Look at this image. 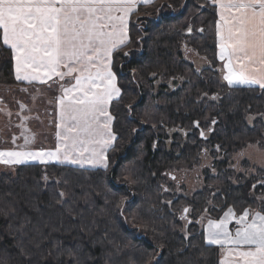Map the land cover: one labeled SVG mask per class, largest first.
Returning a JSON list of instances; mask_svg holds the SVG:
<instances>
[{
    "label": "trees",
    "instance_id": "16d2710c",
    "mask_svg": "<svg viewBox=\"0 0 264 264\" xmlns=\"http://www.w3.org/2000/svg\"><path fill=\"white\" fill-rule=\"evenodd\" d=\"M217 21L212 0L138 6L112 57L108 168L0 164V264H219L201 219L264 214V170L233 166L248 145L264 149V89L222 80ZM17 85L0 39V91ZM199 166L202 186L183 194L177 174Z\"/></svg>",
    "mask_w": 264,
    "mask_h": 264
},
{
    "label": "snow or ice",
    "instance_id": "6c2138e0",
    "mask_svg": "<svg viewBox=\"0 0 264 264\" xmlns=\"http://www.w3.org/2000/svg\"><path fill=\"white\" fill-rule=\"evenodd\" d=\"M153 3L155 0H0V39L13 54L15 79L28 84L53 78L74 80L68 87L58 86L55 150L0 151V164L66 160L108 168L107 151L117 139L109 106L121 95L112 70L113 53L131 42L129 20L138 5ZM212 3L219 9L216 36L219 59L226 61L224 79L230 85L264 89V0ZM29 143L25 136L24 145ZM256 143L260 145V141ZM260 167L264 170V164ZM260 183L264 186V181ZM249 217L247 209L237 217L229 208L219 221H209L207 240L225 250L223 264H264V214L255 212ZM233 219L238 225L234 233L228 228Z\"/></svg>",
    "mask_w": 264,
    "mask_h": 264
},
{
    "label": "rangeland",
    "instance_id": "374dc122",
    "mask_svg": "<svg viewBox=\"0 0 264 264\" xmlns=\"http://www.w3.org/2000/svg\"><path fill=\"white\" fill-rule=\"evenodd\" d=\"M193 58L198 59L195 54H191ZM221 73V71H220ZM224 73V70H223ZM222 80L229 84L225 79V73L220 74ZM74 80H64L62 83L55 84V87H52L51 90H44L43 85H25L20 84L18 86L10 87L8 91L7 101L8 105H3L1 109L4 111L0 112V135L2 136V140H5L4 146L13 149V145L17 146L20 142L14 144L12 141V136H14L17 131L21 133V129L23 133L27 136V132H29L32 136L31 131L35 136L36 143L33 145H37V147H43L44 150H55L58 145V140L56 137V133L58 131L57 124L59 123V108L56 102V97L60 95L59 85L63 84H71ZM54 84V82L52 83ZM23 85V86H22ZM230 85V84H229ZM22 89H27V91H22ZM9 98V99H8ZM21 105H24V108H21ZM11 115H8V113ZM4 113L6 116V126L13 125V127L7 128L4 125ZM24 117H28L27 120ZM37 117V119H35ZM23 124V127L21 125ZM28 124V125H27ZM30 126V129H29ZM21 128V129H20ZM18 138V137H17ZM33 140V136L31 138ZM1 140V142H2ZM30 140V139H29ZM24 144V143H23ZM23 144H21L23 146ZM19 145V147L21 146ZM31 145V144H30ZM28 144L27 147L30 146ZM3 146V147H4ZM108 152V151H107ZM243 153V155H241ZM241 153H237L234 155V164L233 166L237 170H245V167H248L246 172H254L257 168H261L260 165L264 164V149H260L256 145H251ZM248 157L251 158L249 161ZM207 155H204V161L209 162L211 160ZM248 161L249 165L245 166L243 161ZM30 161V160H27ZM56 162L64 163L70 162L66 160H53ZM74 164V163H72ZM210 163H207L208 166ZM76 166L81 167H90V168H103L102 166H91L87 164H74ZM206 166H199L194 168L193 170H185L177 174V186L183 194L189 195L193 190L198 189L202 186L204 181V169ZM253 167V168H252ZM257 167V168H255ZM213 172H216V169H213ZM238 217V215H237ZM223 218V217H222ZM221 218V219H222ZM216 217L212 215H207L201 219V223L206 232V237H208V224L209 221H219ZM237 222L233 219L228 228L230 231L234 233L235 228L237 227ZM224 250V249H223Z\"/></svg>",
    "mask_w": 264,
    "mask_h": 264
},
{
    "label": "crops",
    "instance_id": "0c3cea01",
    "mask_svg": "<svg viewBox=\"0 0 264 264\" xmlns=\"http://www.w3.org/2000/svg\"><path fill=\"white\" fill-rule=\"evenodd\" d=\"M156 1V0H155ZM139 6V5H138ZM216 8H217V12H219V9H218V7L216 6ZM131 18V17H130ZM218 19H219V15H218ZM129 23H130V20H129ZM217 41H218V38H217ZM219 47V46H218ZM14 59V58H13ZM221 62H222V64H223V66H222V72H223V70H224V73H225V75L227 74L226 73V69L224 68V65H225V63H226V61H222V60H220ZM14 66H15V61H14ZM223 73V74H224ZM66 80H73L71 77H66L65 78ZM54 82V84H52ZM19 83L20 84H25V85H43L45 88H43V91L44 90H51L52 89V87H55L54 85L55 84H59V83H62L58 78H53L52 80H48V81H46L45 83H40V82H35V83H33V84H28L27 82H22V81H19ZM72 83H74V81L72 82ZM71 83V84H72ZM71 84H66L65 85V87H68V86H70ZM18 86V85H17ZM21 86V85H20ZM23 86V85H22ZM10 89H9V94H10ZM8 92V91H7ZM0 98H2L3 99V103H0V109H1V107L3 106V105H8V101H7V97H5L2 93H1V91H0ZM9 99V98H8ZM59 110V109H58ZM0 112H2V111H0ZM3 120H4V125H5V127H6V129L7 128H10V127H13V125H10V126H6V116H5V113H4V116H3ZM35 119H37V117H35ZM28 125V124H27ZM21 129V128H20ZM29 129H30V126H29ZM30 132L32 133V136H33V140L31 139L32 138V136H29V139H30V143H29V147H27V146H25L23 143H24V137L26 136L24 133H23V131H22V129H21V133H19V131H17V133L14 135V136H12V141H13V138L15 137V141H14V144H16V143H18V142H20L19 143V145H21V144H23V146L21 145L20 147H19V145H17V146H15V145H13L12 147H13V149H9V148H7V147H5L4 146V144H5V140H2L3 138H2V136L0 135V151H12V150H26V151H37V150H40V149H43V147H37V145H33V144H35L36 143V140H35V136H34V134H33V132L31 131V129H30ZM28 135H31L29 132H27V137H28ZM18 137V138H17ZM1 140H2V142H1ZM4 146V147H3ZM30 161H37V160H30ZM25 162H29V161H25ZM40 162V161H39ZM252 214H254V213H251L250 214V217H249V219H251L252 218ZM224 252H225V250H224ZM224 252H223V255H222V257H221V259H220V262H219V264H223V261H224V258H225V256H224Z\"/></svg>",
    "mask_w": 264,
    "mask_h": 264
}]
</instances>
